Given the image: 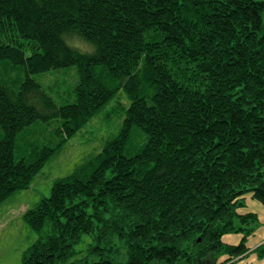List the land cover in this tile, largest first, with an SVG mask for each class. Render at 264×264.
Returning a JSON list of instances; mask_svg holds the SVG:
<instances>
[{
	"label": "trees",
	"instance_id": "16d2710c",
	"mask_svg": "<svg viewBox=\"0 0 264 264\" xmlns=\"http://www.w3.org/2000/svg\"><path fill=\"white\" fill-rule=\"evenodd\" d=\"M263 14L264 0H0V205L114 98L124 117L25 210L39 237L22 264H119L115 238L126 264L249 253L259 219L240 209L249 194L264 205ZM71 66L74 100L58 105L33 75ZM85 234L98 261L74 259Z\"/></svg>",
	"mask_w": 264,
	"mask_h": 264
},
{
	"label": "rangeland",
	"instance_id": "374dc122",
	"mask_svg": "<svg viewBox=\"0 0 264 264\" xmlns=\"http://www.w3.org/2000/svg\"><path fill=\"white\" fill-rule=\"evenodd\" d=\"M33 76L43 82L58 105L73 102L74 97L69 95L78 79L74 66ZM63 97L69 98L63 101L61 100ZM117 102L118 98L110 101L80 132L70 138L65 148L46 163L29 189L18 192L0 205V264H22L24 251L39 237L24 219L25 210L35 207L42 198L50 197L57 178L71 174L86 157L99 152L107 138L119 131L124 117L121 113L115 112L114 107L117 106ZM122 102L127 103L125 97L122 98ZM52 123L59 125L60 121H52ZM144 139L141 134H136L127 146V153L134 154ZM245 208L246 206L241 210L244 209L245 212ZM93 243L95 240L92 235H83L81 241L74 245L76 251L74 259L88 258L89 262L98 261L99 256L91 254L89 250ZM114 244L117 249L114 254L116 262L126 264L128 261L126 243L122 239L115 238ZM151 264L168 263L154 261ZM176 264H188V262L181 261Z\"/></svg>",
	"mask_w": 264,
	"mask_h": 264
},
{
	"label": "crops",
	"instance_id": "0c3cea01",
	"mask_svg": "<svg viewBox=\"0 0 264 264\" xmlns=\"http://www.w3.org/2000/svg\"><path fill=\"white\" fill-rule=\"evenodd\" d=\"M246 211L240 209V213L252 212L258 216L260 221L259 228L257 227L254 233L247 240L249 253L240 258H237V264H264V258L260 259L255 253V250L260 245L264 244V205L256 200L251 194L246 195ZM243 239L242 234H228L223 237V241L230 245H238Z\"/></svg>",
	"mask_w": 264,
	"mask_h": 264
}]
</instances>
